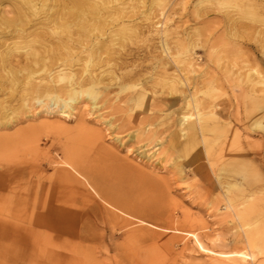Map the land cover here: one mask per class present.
<instances>
[{
	"label": "rangeland",
	"instance_id": "obj_1",
	"mask_svg": "<svg viewBox=\"0 0 264 264\" xmlns=\"http://www.w3.org/2000/svg\"><path fill=\"white\" fill-rule=\"evenodd\" d=\"M21 1L2 0L0 18L14 16ZM104 1L112 10L89 21L88 44L96 56L72 62V77L51 83L63 98L70 87L94 84L95 98L78 95L70 117L56 112L57 106L49 114L48 105L38 102L47 101L50 79L41 66H33L31 78L39 91L29 86L27 71L8 77L0 69V185L9 175L19 178L15 189H0V218L29 216L15 193L37 178L46 195L55 183L47 197L55 192L58 198L55 227H45L34 245L25 236L0 239V264H264V85L250 84L256 68L264 74V33L254 24L259 14L264 17V6L251 9L241 0ZM68 2L34 0V8L66 10ZM235 12L241 16L236 24L227 21ZM164 14L170 16L166 24ZM123 20L126 38L110 43V30ZM0 28L9 29L3 22ZM73 28L84 31L77 20ZM67 45L74 56L81 54L79 44ZM50 46L58 47L54 41ZM185 48L192 50V68L177 57ZM67 50L58 48L53 67L64 63ZM213 107L218 118L211 116ZM198 114L202 128L193 131ZM122 196L143 214L120 212L127 210L116 203ZM227 197L233 210L225 208ZM192 231L216 251L253 252L254 260L232 263L206 255ZM246 233L257 237L251 249Z\"/></svg>",
	"mask_w": 264,
	"mask_h": 264
},
{
	"label": "bare ground",
	"instance_id": "obj_2",
	"mask_svg": "<svg viewBox=\"0 0 264 264\" xmlns=\"http://www.w3.org/2000/svg\"><path fill=\"white\" fill-rule=\"evenodd\" d=\"M243 2V6L248 8H256L258 6H264L262 5V2L264 0H241ZM2 0H0V3ZM70 4V6H69ZM122 5V4H121ZM35 3L34 0H22L20 5L17 6L15 10V15L10 17H2L0 18V25L5 23L6 27L9 28L6 31H0V69L6 70V73H8V77L10 73H17L21 71H27L29 76V86L39 91L41 86L38 82H34L33 74L36 70H34L33 66H41L39 69L40 71L45 72L49 79V82L45 85L47 88V95L46 98L47 101L43 97H38L37 100L41 104H46L48 107L57 106L58 110L56 112L60 113L62 116L70 117L72 109H74V106L72 105L73 102L77 100L78 95L82 94V92L86 93L89 97L95 98L97 91L94 88V84H90L87 88L83 90H78L74 87H70L67 92V98H63L61 93L54 89V86L51 84L55 78L64 79V78H70L72 77V71L73 68L71 66L72 62L76 60H88L90 61L93 57L96 56V53L94 51V45L88 44L89 41H91V36L89 35V21L92 20L93 16H100L101 13H109L112 9L108 3V1L102 0L101 5H98L92 0H69L68 4H66V10L64 9H52L51 6H48L46 11H37L36 8H34ZM125 6H120L121 11H124ZM32 9V11H30ZM35 9V10H34ZM11 11L9 10V13ZM164 13V11L162 12ZM240 13V12H239ZM31 14L35 15L37 18L36 20L30 19ZM134 13H130V15H127V17L133 16ZM236 12L234 14L227 16V21L233 22L236 24L237 21H241V16L238 17ZM170 19L169 15L164 14V23H168V20ZM2 20V21H1ZM77 20L78 25H80V29H83L84 31L78 32L73 27L75 24V21ZM123 23L119 25L117 29H111L108 35L109 42L112 43L115 40H120V38H126L125 35V27L126 22L125 20L122 21ZM57 23L61 24L62 31L57 30ZM254 24H257L259 27L262 26V31L260 33H264V17L259 14L258 18H255ZM256 26V25H254ZM31 27H34L31 28ZM1 29V28H0ZM262 35V34H261ZM9 39L13 40L12 45L9 44ZM51 41L56 42L58 47L52 48L50 46ZM101 39H97L96 44H98ZM70 43L72 44H79L81 48V54L74 56L70 49L71 46L67 45ZM66 44V45H65ZM68 47L67 55L65 57L64 63L59 64L58 67H53V64L56 63V60L59 59L58 57V48L61 46ZM76 46V45H75ZM4 47L6 52L1 51V48ZM14 47V48H13ZM75 48V47H74ZM21 50L22 52L17 53L16 50ZM191 48H185L184 51H181L180 54L177 55L178 58L182 57L179 61L183 62L184 65L187 68H192L194 65V58L193 53H191ZM53 54V55H52ZM209 55H212V50L209 51ZM172 60V56L170 57ZM62 59V58H61ZM47 60L50 61L47 62ZM174 60V59H173ZM165 64V65H164ZM162 64L165 66V68L168 69L166 66V62ZM246 67V65L244 66ZM239 68V72H241V69ZM253 68H251L252 70ZM250 70V68H249ZM251 72V71H250ZM249 72V73H250ZM248 73V74H249ZM257 80L251 79V85L252 87L255 86V83H262L264 85V74L259 69H255ZM185 84L190 87L192 85V82L189 84L188 82H185ZM198 84V83H197ZM197 84L192 85V88L198 87ZM192 88L188 89L189 94H192L194 92ZM192 90V91H191ZM260 96H264V87L260 89L259 92ZM194 94L191 95V98L194 99ZM137 101L143 99V94H138V98H136ZM46 101V102H45ZM196 105H199L198 103ZM216 105V104H211ZM96 106V105H94ZM48 108V109H49ZM47 110V113L51 114L55 111ZM214 107L211 109V116L218 118L216 112L214 111ZM210 116V117H211ZM188 115H184L182 118H180V123L183 124L185 120H187ZM201 120L202 115L198 114V125H191L190 129L193 131H196L198 129V126H200L201 130ZM184 121V122H183ZM258 125H262L263 123L258 122ZM264 125V124H263ZM68 163V162H67ZM72 165V164H70ZM0 178L3 179L5 175H1ZM65 178L69 181L74 180L75 178L71 174L65 175ZM18 179L14 175H9V179H4L5 182H3L6 186H11L13 189H15ZM32 179V178H30ZM24 181V178H23ZM9 183V184H7ZM0 185V189L4 188V185ZM55 183H51V186L47 189V191L54 190ZM18 190V187H17ZM44 184L37 178L34 181L31 182V185L29 184L24 191H21L19 193H15V197L18 200L19 205H24L23 208L25 212H29L30 214L27 218H9L2 219L0 218V239L4 237L14 236V238L25 236L32 239V244L38 243L39 236H42L45 234V227L47 229H53L55 227V218H56V211H57V195L52 193L50 197H47L46 193L44 194ZM232 201L233 199L231 197H227V204L225 206L226 209L233 210L232 207ZM21 203V204H20ZM116 203L121 206L122 208H125L127 210L120 212H124L126 215L130 217H136L141 216L143 211L139 208L135 207V204L133 202H130L126 197H118ZM17 204V205H18ZM116 214V218L121 217L118 213ZM50 219V220H48ZM4 220V221H3ZM127 220V219H126ZM140 222H145L149 225H153L149 222L144 221L143 219L139 218ZM9 225V227H8ZM144 228V227H140ZM136 230V229H135ZM48 232V231H47ZM134 232V230H133ZM188 234L191 236V239L194 241L196 246L206 255L214 256L217 255L222 259L229 260L232 263H241L245 262L247 259L254 260V254L253 252H245V251H216L209 247L202 238L196 233L195 231L188 232ZM256 235L246 233L245 241L248 245V247L251 249L256 245ZM34 250V247H33ZM42 250V249H41ZM48 252V251H44ZM50 253V254H49ZM48 255L53 254V252H48Z\"/></svg>",
	"mask_w": 264,
	"mask_h": 264
}]
</instances>
